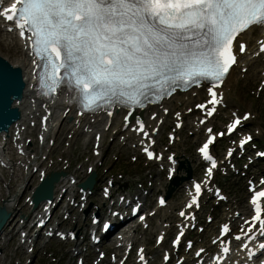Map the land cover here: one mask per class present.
Returning a JSON list of instances; mask_svg holds the SVG:
<instances>
[{
    "label": "snow or ice",
    "instance_id": "1",
    "mask_svg": "<svg viewBox=\"0 0 264 264\" xmlns=\"http://www.w3.org/2000/svg\"><path fill=\"white\" fill-rule=\"evenodd\" d=\"M0 16L30 33L38 86L45 96L67 91L70 99L78 100L82 112L103 109L111 115V109L122 108L127 121L136 110L178 88L207 83L213 105L207 114L211 116L220 103L215 89L236 62L233 40L251 26H264V0H16V6L4 8ZM20 35L23 38L25 32ZM240 124L241 119H235L228 134ZM137 130L149 135L142 121H137ZM250 139H242L239 147ZM213 143L210 137L199 149L211 164L209 176L217 167L209 154ZM145 151L152 158L153 153ZM200 193L201 184L196 183L189 208L197 204ZM262 197L264 191L251 201L257 206L242 229L245 235L233 237L244 241L240 248L249 258L256 255L252 244L264 237V219L257 204ZM229 233L230 228L223 226L222 236L214 241L223 245L219 254L210 257L217 264L231 252ZM257 246L264 251V240Z\"/></svg>",
    "mask_w": 264,
    "mask_h": 264
},
{
    "label": "bare ground",
    "instance_id": "2",
    "mask_svg": "<svg viewBox=\"0 0 264 264\" xmlns=\"http://www.w3.org/2000/svg\"><path fill=\"white\" fill-rule=\"evenodd\" d=\"M0 30H1V28H0ZM255 30L256 29H254V28L249 29L248 31H246L244 33L243 38L246 39L249 43H251L252 42L251 34ZM6 37L13 39V36L9 33H6ZM16 47H17L16 45L13 46L12 44L5 43L4 40L2 39V37L0 36V48L6 50L7 53H9L11 56H13V58L15 59L13 61V62H15L14 64H16V58L20 55H23V59H20L18 57L17 62H21L22 69L23 70L25 69L24 70V76H25L24 80L26 83V87L24 88L22 97L18 101H15L14 105L20 110V113H21L20 118L15 123H18L19 125H24L25 122L29 123L30 120L35 119V114L37 113V111H40V107H39V104L31 102V98L34 97V95L32 94V92L29 88L30 74H29V70H26V67L28 66V62H27L28 58L26 57V53L22 49L17 50ZM232 71L233 70H230V72L228 74V78L231 77ZM187 95H188V97L186 99H184L185 95H176V96L170 98L169 100H164L163 103L166 106H169L170 108H177L178 109V107L175 106V103L177 100L190 102L191 97L189 95H191V92L187 93ZM63 102H64L63 98H60V99H57L52 104V114L49 117L48 123L50 124L53 121L54 123L59 124V128H58L57 132L60 131L61 125L63 123H65L66 127L68 128V132L72 131L73 134H79L80 131H82V128L76 126L75 111L71 110L65 116H63L62 111L65 108V105ZM152 108H154V107H152ZM148 112H151V109H150V111H147V113ZM145 113H146V111H145ZM147 113H146V116H147ZM122 114H123V111L122 112L117 111L114 113V115L111 119V127L109 128V131L114 130L116 127H120L118 122H119V118ZM93 117H94V121H91L90 117L80 118V120L82 121V127L86 126L87 128H93L95 130H100L102 137H103L106 133L103 128H104V125L106 124L107 119L104 118L102 114L97 115V116H93ZM66 127H65V129H66ZM195 130H196L197 134L199 135L201 130L199 128L195 129ZM53 131H52V134H53ZM52 134H51V136H53ZM88 135L89 134H86L85 136H88ZM128 135L132 138L135 137V135L133 133H128ZM132 142H134V141L133 140L129 141V143H132ZM28 149H31L30 152H32V148H30L28 146ZM28 156H29V153H28ZM23 159H25V157ZM8 163H10V161H8ZM181 171H183V170H180L179 172L181 173ZM32 176L33 175L30 174V177H32ZM28 184H29V182H28ZM15 198H17L15 194H9L7 196V198H5L2 203H0V205L3 204L10 211L13 209V202H14ZM12 220L14 222L15 218H13ZM156 250H157L156 247L153 249H148L147 253L150 254L152 252H155Z\"/></svg>",
    "mask_w": 264,
    "mask_h": 264
},
{
    "label": "rangeland",
    "instance_id": "3",
    "mask_svg": "<svg viewBox=\"0 0 264 264\" xmlns=\"http://www.w3.org/2000/svg\"><path fill=\"white\" fill-rule=\"evenodd\" d=\"M1 35V37L4 39V41L5 42H9L7 39H5V36L3 35V34H0ZM2 51V50H1ZM2 54L4 55V56H6L9 60H11V58H12V56H10L9 54H7V52L4 50V51H2ZM261 102L260 101H258L257 102V105L256 106H253V107H251V109H256V110H258L259 111V113H260V118H262V119H264V115H263V113H264V109L261 111ZM242 108H244L245 107V105L243 104L242 106H241ZM246 108H248V107H246ZM86 150H88V147H87V149ZM75 152V151H74ZM79 153H81V152H75V154L76 155H78ZM85 152H82V154H84ZM86 157H82V158H80L79 160H77L76 161V163L75 164H73L72 165V170H77L76 172H79V174H81V172L82 171H84V168H85V164H86ZM21 177H22V175L21 174H19V173H17V175H15L13 178L16 180H18L19 182L21 181ZM9 178H10V175L8 174V175H6V179H8L9 180ZM9 182V181H8ZM37 183V176L36 175H34V182H33V184L32 185H34V184H36ZM236 183V189L237 190H239L240 192L241 191H243V185H242V183H237V182H235ZM0 186H1V189H2V191L5 193L6 192V190H5V188H4V185H3V183H1L0 184ZM19 187L20 186H18L17 185V189H19ZM30 187L31 186H29V188H27L25 191H23V189L21 188V190H20V198H19V201H18V204H17V206H15V208H16V210L18 211V212H20V213H23V211H22V209H21V204H24L23 202H24V197L26 196V195H29V193H30ZM231 191V190H230ZM239 192V193H240ZM5 197V196H4ZM10 225V224H9ZM8 225V226H9ZM13 242L12 241H10V243L9 244H4V245H0V249L3 251V253H2V255L0 256V264H14L13 262L14 261H18V260H20L21 262L19 263V264H23V262L27 259V258H29L28 256H27V254L26 253H24L22 250H17L16 251V255H15V257H13V256H11V252H12V250H13ZM59 246H61V244L59 245ZM58 247V246H57ZM11 256V257H10ZM36 256V253H35V255H34V257ZM46 258H49V257H46ZM48 261L46 262V263H48V264H60V261H52V260H50V259H47ZM45 263V264H46ZM63 264H70V263H66V262H64Z\"/></svg>",
    "mask_w": 264,
    "mask_h": 264
},
{
    "label": "water",
    "instance_id": "4",
    "mask_svg": "<svg viewBox=\"0 0 264 264\" xmlns=\"http://www.w3.org/2000/svg\"><path fill=\"white\" fill-rule=\"evenodd\" d=\"M3 64L2 63H0V71L2 70V68H3ZM9 73V70L8 69H6L4 72H3V74H2V76H1V73H0V81L1 82H4L5 80H6V77H7V74Z\"/></svg>",
    "mask_w": 264,
    "mask_h": 264
}]
</instances>
